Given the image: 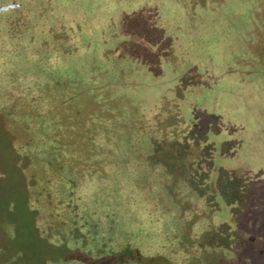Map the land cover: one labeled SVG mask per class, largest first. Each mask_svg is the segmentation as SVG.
<instances>
[{
    "label": "rangeland",
    "instance_id": "obj_1",
    "mask_svg": "<svg viewBox=\"0 0 264 264\" xmlns=\"http://www.w3.org/2000/svg\"><path fill=\"white\" fill-rule=\"evenodd\" d=\"M133 15L154 32L150 53L141 49L136 57L127 48L146 41L125 32ZM56 33L69 36L65 45L55 44ZM177 110L193 128L183 130L195 129L197 139L188 140L182 162L168 150L149 155L147 134L155 148L173 142L166 134ZM43 115L59 118L55 130L43 125ZM36 129L60 144H28ZM204 138L206 149L198 147ZM48 149L80 164L91 154L109 155L98 172L113 179L110 191L122 182L138 203L140 196L156 198L160 217L173 208L177 214L155 231L167 253L175 251V264H264V0H0V264H59L46 251L53 187L40 200V171L26 165L27 154ZM164 161L172 175L181 172L168 195L160 191L168 178L151 172ZM216 186L231 191L225 200ZM94 187L92 197L124 248L122 230L135 219L115 209L118 196L111 200L104 186ZM178 226L181 240L172 236ZM132 233L149 242L147 232Z\"/></svg>",
    "mask_w": 264,
    "mask_h": 264
},
{
    "label": "trees",
    "instance_id": "obj_2",
    "mask_svg": "<svg viewBox=\"0 0 264 264\" xmlns=\"http://www.w3.org/2000/svg\"><path fill=\"white\" fill-rule=\"evenodd\" d=\"M138 16V15H137ZM133 15L132 19L135 21V25H132V28L124 27L125 32H128L129 34H137L140 38L143 37L146 41L145 46H133V45H126L129 46L127 48L130 52L131 49L135 48L136 51L131 53L133 57H136V52L139 50V53H141V49H143L142 52H148L150 48L148 47L149 43L151 42L149 39L152 37L151 35L154 33L153 31L145 32L146 28L144 26V23L142 20H140V17ZM131 17H126L127 19ZM143 25H142V24ZM132 30V31H130ZM138 36V37H139ZM60 38V39H57ZM55 44L57 46H63L66 44V42L69 40V36L65 35L63 33H56L55 37ZM60 43V44H59ZM59 44V45H58ZM148 44V45H147ZM20 46L26 44H19ZM18 44L14 43V47L17 48ZM32 51L29 50L28 54H25V51L22 52L21 61H24L26 58H28L29 54ZM150 53V52H148ZM47 100H49L48 97H45ZM181 97H174L173 100L179 99ZM173 100L171 102H173ZM55 102V101H54ZM59 102V101H57ZM61 102V101H60ZM54 104V103H53ZM170 104V103H169ZM173 109H177L176 104H171ZM48 111H52L53 108L45 109ZM173 120L178 119L177 124H174L175 127H172L171 129L167 130L166 135H170L171 137L174 136L173 142H166L164 148H155V143H152L155 141L149 134V142H150V152L153 151L157 153L159 152H165L166 150L171 151L169 156V159H171L173 162L175 160H178L179 162H182L184 156L186 153V147L188 146V140L195 141L197 138L193 134H196V130H192V132H188L187 130H183L186 126L193 129L191 124H185V121L180 117L179 110L175 112L171 116ZM44 120L43 125H45L47 128H50L51 130H55L57 127V120H59L58 117H48V116H42L41 118ZM183 125L185 127H183ZM186 129V128H185ZM37 130V129H36ZM184 132V136H178L176 138V132ZM57 135V134H56ZM53 135V136H56ZM165 135V136H166ZM59 136V135H58ZM169 137V138H171ZM53 139V140H52ZM50 142H48V139L45 138V136L40 132L39 130L36 131V134L34 135V139H31L30 143L34 146H43L44 144H51V143H59V139L57 137L50 138ZM89 139H87L88 141ZM204 145L198 146L200 148L206 149L208 146V139H203ZM67 141L65 140L62 146L67 145ZM178 146L177 150H175L174 147L171 145ZM211 144V143H210ZM190 146V144H189ZM214 147V144H213ZM213 147L211 148L213 150ZM152 151V152H153ZM63 153H56L54 151H50L48 149V152H41V154L32 155L28 157L27 154V163L26 165L30 166L33 165L35 168L37 167L40 171V176L38 182L41 185V189L39 191L38 197L40 200L46 199L44 189L47 191V189L53 187L51 198L52 204L48 205V209L50 210V213H54V217L52 220H54L50 225H48V231H51L49 234L52 237V246L47 247L46 250L49 254L54 252L56 255V258L59 260V264H64L67 261H70L68 264H175V251L170 250L169 253H167V250H165L164 245V239L163 234L160 233V235H156L157 231H155L156 228L162 227V223H164L163 220L165 218L169 217L172 218L174 216V213L177 214L176 211H174L173 208H168L165 213L168 214V216H162L160 217V214L162 210L160 207V203H158L157 199L155 198L153 200V204L149 203L148 200H146L144 197L140 196L142 200L141 203H138L135 198L134 189L122 184V182L119 184L117 192L116 191H110L109 189L112 188L113 179H108V177H104V173L101 175L99 174V170L105 167L109 161L106 159L109 155H106L105 157H96L95 155H88V159L83 158L84 164H80L76 161L69 160V155L63 154ZM77 154L74 155V157ZM51 162L53 165H48V163ZM155 163V162H149V165ZM169 166H172L171 164L167 163V161H164L163 168H158V166L153 167L151 172L152 173H158L159 169L162 170V173L164 174V177L168 178L169 184L163 186V188L160 189L161 192H165L167 195L170 194L171 188L169 185L171 184L172 188L174 187V182H177L178 177L180 176L181 172L179 173V176L172 175L174 173V169L171 167L168 169ZM85 168V169H84ZM22 172V170H21ZM107 174V172H106ZM187 174H189L187 172ZM190 174L192 176L195 175V172L193 170L190 171ZM27 179V177H24ZM184 179V178H183ZM207 179V178H206ZM171 180V181H170ZM180 180V179H179ZM95 182H98V185L104 186V191L106 190V198H111L114 196H118L116 202H113L114 207L117 211L125 212V217H128L132 215L134 217V227H131L130 229L126 226L124 230H122V234L127 232V237L129 243H126L124 248H121L117 244V240L119 239L120 233H113L111 230V226H108L106 218L103 214V208L102 203L95 202L92 196H95L97 192L98 187H94ZM216 185V184H215ZM189 186V185H188ZM142 187V186H140ZM192 187V186H191ZM206 187H203L202 190L199 191L204 195H206ZM207 189L211 192V188L207 185ZM216 189L218 190V193L215 195H220L222 199H226V194L231 193L230 190H224L216 186ZM212 197L215 195L210 193ZM229 196V195H228ZM50 198V197H48ZM50 198V199H51ZM47 200V199H46ZM42 202V201H41ZM112 202V201H111ZM27 203V202H25ZM28 204V203H27ZM40 204H44L43 202ZM161 206H160V205ZM37 204L36 206H38ZM36 206L32 210L33 212V218L35 221V215L34 213L37 212ZM120 207V208H119ZM90 215L87 216V213ZM90 211L93 212L90 213ZM151 211H155V213H152L151 215L154 216L152 218L149 213ZM127 212V213H126ZM147 212V213H146ZM174 212V213H173ZM97 213V216L94 218L95 214ZM184 213V212H183ZM173 214V215H172ZM185 214V213H184ZM184 216V215H183ZM170 221V220H169ZM168 229L171 227H174L175 225H171V221L168 223ZM182 226V225H181ZM43 228H47V226H42ZM146 227V228H145ZM183 227V226H182ZM182 227L179 228L176 227L175 231L173 230L172 233L175 238H178L181 240L182 238H185L182 234ZM96 228V229H95ZM138 229L140 234L144 232L146 233V236H148V240H142V235H138L136 233L135 237L132 233L134 229ZM164 228V227H163ZM105 229H109L108 231ZM147 229V230H145ZM41 230V229H40ZM142 230V231H140ZM111 231V233L109 232ZM155 231V232H154ZM152 235L159 236L158 239L154 240V243L151 242ZM204 233L201 237L204 239L207 237ZM200 237V238H201ZM196 241L199 240L198 237H195ZM134 240V244H130L131 241ZM152 244V245H151ZM53 245H57L56 247ZM180 245V242H179ZM183 247V245H181ZM183 253H186V250H182ZM167 253V254H166ZM166 256H165V255ZM188 254V253H187ZM168 257V258H166ZM185 259L184 261H186ZM173 261V262H172ZM179 264V263H177ZM183 264V263H182ZM211 264V263H210ZM213 264V263H212ZM216 264V263H214Z\"/></svg>",
    "mask_w": 264,
    "mask_h": 264
}]
</instances>
